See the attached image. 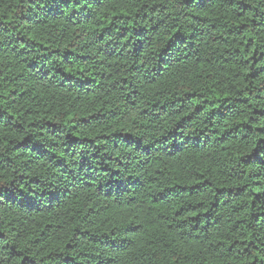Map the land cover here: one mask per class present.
Listing matches in <instances>:
<instances>
[{"label":"trees","instance_id":"obj_1","mask_svg":"<svg viewBox=\"0 0 264 264\" xmlns=\"http://www.w3.org/2000/svg\"><path fill=\"white\" fill-rule=\"evenodd\" d=\"M0 264H264V0H0Z\"/></svg>","mask_w":264,"mask_h":264}]
</instances>
